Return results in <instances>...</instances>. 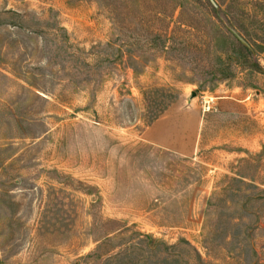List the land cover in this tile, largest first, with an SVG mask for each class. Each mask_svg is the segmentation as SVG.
<instances>
[{"label": "rangeland", "instance_id": "1", "mask_svg": "<svg viewBox=\"0 0 264 264\" xmlns=\"http://www.w3.org/2000/svg\"><path fill=\"white\" fill-rule=\"evenodd\" d=\"M260 45L181 68L98 0H0V264H264Z\"/></svg>", "mask_w": 264, "mask_h": 264}, {"label": "trees", "instance_id": "2", "mask_svg": "<svg viewBox=\"0 0 264 264\" xmlns=\"http://www.w3.org/2000/svg\"><path fill=\"white\" fill-rule=\"evenodd\" d=\"M98 2L107 11L123 41L143 58L161 56L181 68H186L185 59L201 62L221 60L225 54L235 50L240 54L244 65L256 67L257 64L251 59L249 44L252 47L262 44L259 47L264 49V20H258L246 12L247 1ZM197 68L204 69L205 66ZM231 182L243 183L239 178H231L230 184ZM117 223L116 219H106L102 224V234L107 236L116 232ZM96 227L94 223V231Z\"/></svg>", "mask_w": 264, "mask_h": 264}, {"label": "crops", "instance_id": "3", "mask_svg": "<svg viewBox=\"0 0 264 264\" xmlns=\"http://www.w3.org/2000/svg\"><path fill=\"white\" fill-rule=\"evenodd\" d=\"M162 127V122H158L152 125V128L149 130L150 141L156 143L157 145L164 147L166 149L172 150L179 154L189 155L196 148V144H187L182 140H173L168 138H163L159 132ZM181 136V135H180ZM196 143V142H195Z\"/></svg>", "mask_w": 264, "mask_h": 264}, {"label": "water", "instance_id": "4", "mask_svg": "<svg viewBox=\"0 0 264 264\" xmlns=\"http://www.w3.org/2000/svg\"><path fill=\"white\" fill-rule=\"evenodd\" d=\"M196 94L197 93L195 91H192L190 94L189 100L191 101L196 96Z\"/></svg>", "mask_w": 264, "mask_h": 264}]
</instances>
